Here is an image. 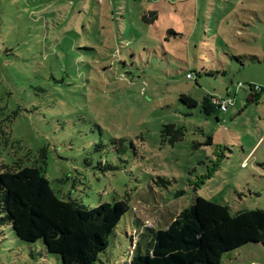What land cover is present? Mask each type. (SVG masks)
<instances>
[{
  "label": "rangeland",
  "instance_id": "obj_1",
  "mask_svg": "<svg viewBox=\"0 0 264 264\" xmlns=\"http://www.w3.org/2000/svg\"><path fill=\"white\" fill-rule=\"evenodd\" d=\"M213 97L228 111L207 114ZM0 110V163L43 152L60 198L129 202L98 264H130L136 219L164 228L196 197L264 210V0H0ZM167 125L185 138L164 141ZM0 264L62 261L6 227ZM221 264H264V247Z\"/></svg>",
  "mask_w": 264,
  "mask_h": 264
},
{
  "label": "trees",
  "instance_id": "obj_2",
  "mask_svg": "<svg viewBox=\"0 0 264 264\" xmlns=\"http://www.w3.org/2000/svg\"><path fill=\"white\" fill-rule=\"evenodd\" d=\"M157 19V11L142 15L147 24ZM257 100L250 94L247 106ZM181 101L189 108L198 107V101L188 95H182ZM204 111L218 115L221 109L206 99ZM161 133L171 144L185 138L183 129L175 125L164 126ZM12 141L9 119L0 110V150L9 152ZM46 159L42 152L33 165L23 157L12 165L0 163V229L11 228L26 243L42 242L62 264H98L130 211L129 202L124 199L87 208L60 198L46 177ZM183 195L178 192L176 196ZM135 224L139 234L137 240L133 238L130 264H221L226 254L243 247H264V210L233 214L228 205L202 197H196L164 228L147 226L140 218Z\"/></svg>",
  "mask_w": 264,
  "mask_h": 264
},
{
  "label": "built area",
  "instance_id": "obj_3",
  "mask_svg": "<svg viewBox=\"0 0 264 264\" xmlns=\"http://www.w3.org/2000/svg\"><path fill=\"white\" fill-rule=\"evenodd\" d=\"M188 78L192 79L193 76L189 74ZM255 90L259 91V90H261V88L260 87H255ZM210 101H211L212 104L220 106L221 112H227L229 107L232 104L231 100H219V99L214 98V97L210 98Z\"/></svg>",
  "mask_w": 264,
  "mask_h": 264
}]
</instances>
